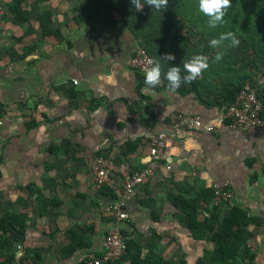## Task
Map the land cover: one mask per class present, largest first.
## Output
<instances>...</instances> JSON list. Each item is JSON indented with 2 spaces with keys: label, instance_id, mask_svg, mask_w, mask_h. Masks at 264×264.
Instances as JSON below:
<instances>
[{
  "label": "crops",
  "instance_id": "obj_1",
  "mask_svg": "<svg viewBox=\"0 0 264 264\" xmlns=\"http://www.w3.org/2000/svg\"><path fill=\"white\" fill-rule=\"evenodd\" d=\"M0 8V264H83L113 229L142 247L145 264H203L216 246L205 225L218 206L213 187L225 179L233 196L220 216L239 207L251 218L254 259L244 253L234 264H264V131L221 124L225 73L203 81L208 104L192 87L170 92L162 77L149 89L131 65L141 44L122 20L82 19L80 0H0ZM174 111L218 129L177 133L156 122ZM157 133L162 166L132 194L118 175L116 189L93 188L96 156L142 170ZM114 202L126 219L105 210Z\"/></svg>",
  "mask_w": 264,
  "mask_h": 264
},
{
  "label": "trees",
  "instance_id": "obj_2",
  "mask_svg": "<svg viewBox=\"0 0 264 264\" xmlns=\"http://www.w3.org/2000/svg\"><path fill=\"white\" fill-rule=\"evenodd\" d=\"M80 2L84 13V16H80L82 19L91 20L96 16H102L104 23L112 27L119 17L139 40L140 49H144L153 60L159 61L161 77L167 87L169 86L165 74L169 67H180L183 77L185 74L183 63L195 54H202L208 57L209 62V68L203 72L202 79L191 83L182 80L177 91L192 87L201 101L205 104L212 103L202 96L201 90L206 85L203 81L213 80L216 74L225 73L229 80H225L223 88H220L223 100L215 101L217 105L224 104L225 110L235 100L247 80L262 92L257 83V76L264 75V0H231L232 6L226 12L225 23L216 28H210L207 17L198 11V0H169L168 7L160 11L146 4L142 10L137 11L131 0H80ZM141 2L143 3V0ZM226 31L234 32L240 44L227 48L223 59L216 61L215 53L220 49L210 47L209 41ZM165 53L173 54L175 60H163L161 57ZM137 71L144 80V72ZM220 76L223 77L221 74ZM174 113L195 115L174 111L165 116L168 119ZM155 117L157 122L159 119L157 115ZM221 124L230 127L228 123ZM228 203L231 202L218 204L215 211L206 219L205 225L214 231L213 241L216 246L209 256L207 253L203 264H234V261L244 253L245 258L254 259L246 242L250 234L248 225L251 218L239 207H231L226 215L220 216L221 208ZM125 246V254L108 264H120L119 261L126 257L130 258L131 264H145L146 260L141 255L142 247L138 243L129 238L125 240Z\"/></svg>",
  "mask_w": 264,
  "mask_h": 264
},
{
  "label": "built area",
  "instance_id": "obj_3",
  "mask_svg": "<svg viewBox=\"0 0 264 264\" xmlns=\"http://www.w3.org/2000/svg\"><path fill=\"white\" fill-rule=\"evenodd\" d=\"M3 16L4 11L0 8V21ZM149 59H152V57L144 49H140L131 59V65L135 69L144 72ZM76 82L74 80V83ZM257 83L262 92L250 80L246 81L235 100L222 114L221 122L228 123L234 129L257 127L264 131V75L257 76ZM157 118L160 121L167 120L177 133L192 128H205L208 132L217 130L214 125L204 123L198 115L174 113L167 119L165 115L157 114ZM2 123L3 120L0 118V126ZM149 140L153 159L145 168L139 171L132 170L125 161L116 162L110 157L96 156L91 162L93 188L99 190L102 188L116 189L114 175H118L121 176L123 181V195L129 196L132 194L156 168L162 166L160 159L165 148L164 133H157ZM170 167V165H166V168ZM230 184L231 181L225 179L214 185V201L216 204L231 202L233 194L230 190ZM105 210L112 212L117 220H124L128 217L122 202L109 203L105 206ZM102 247L103 252L100 256L88 253L84 257L83 264H108L117 260L126 252L125 236L119 230L113 229L104 236Z\"/></svg>",
  "mask_w": 264,
  "mask_h": 264
},
{
  "label": "clouds",
  "instance_id": "obj_4",
  "mask_svg": "<svg viewBox=\"0 0 264 264\" xmlns=\"http://www.w3.org/2000/svg\"><path fill=\"white\" fill-rule=\"evenodd\" d=\"M169 0H131L137 11L142 10L144 5L154 8L157 11L164 10L168 7ZM232 6L231 0H198V11L207 17V24L210 28H216L225 23L224 17L227 10ZM240 40L232 31L221 32L218 38H212L209 46L213 49H220L215 53L214 59L220 61L225 55L227 48L237 47ZM165 61L175 60V56L171 53H165L161 57ZM148 66L144 69V84L146 88L152 89L161 83V65L159 61L149 59ZM209 68L208 57L202 54H195L183 63L182 69L178 66L168 68L165 78L168 82L169 91L175 92L181 85V82L191 83L200 78L204 71Z\"/></svg>",
  "mask_w": 264,
  "mask_h": 264
},
{
  "label": "rangeland",
  "instance_id": "obj_5",
  "mask_svg": "<svg viewBox=\"0 0 264 264\" xmlns=\"http://www.w3.org/2000/svg\"><path fill=\"white\" fill-rule=\"evenodd\" d=\"M118 19L120 20V18L118 17Z\"/></svg>",
  "mask_w": 264,
  "mask_h": 264
}]
</instances>
